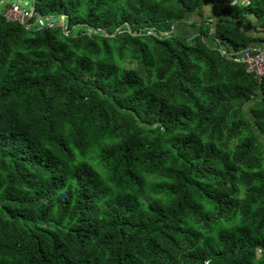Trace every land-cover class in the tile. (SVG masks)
<instances>
[{
	"label": "trees",
	"instance_id": "trees-1",
	"mask_svg": "<svg viewBox=\"0 0 264 264\" xmlns=\"http://www.w3.org/2000/svg\"><path fill=\"white\" fill-rule=\"evenodd\" d=\"M244 51L264 0H0V264H264Z\"/></svg>",
	"mask_w": 264,
	"mask_h": 264
},
{
	"label": "built area",
	"instance_id": "built-area-1",
	"mask_svg": "<svg viewBox=\"0 0 264 264\" xmlns=\"http://www.w3.org/2000/svg\"><path fill=\"white\" fill-rule=\"evenodd\" d=\"M3 15L9 22H19L23 25H28L34 15V8L24 5L21 2L13 1L4 8ZM45 19L38 18L34 23L38 30L53 28L56 25L55 21H46ZM59 24L64 28L66 27L64 20H60ZM235 62L243 63L246 67V71L257 79L264 76V55L261 52L253 53L244 51L235 59Z\"/></svg>",
	"mask_w": 264,
	"mask_h": 264
},
{
	"label": "rangeland",
	"instance_id": "rangeland-1",
	"mask_svg": "<svg viewBox=\"0 0 264 264\" xmlns=\"http://www.w3.org/2000/svg\"><path fill=\"white\" fill-rule=\"evenodd\" d=\"M21 2H23V4L25 3L24 5L28 4V3L24 2V1H21ZM4 6L5 7L7 6V1L4 2L2 8ZM214 10L218 11V9H215V8L212 9L211 7H207L205 9V11L201 15H199L198 17H190V20H196V21H199V22L205 21V20H207V17L214 12ZM55 19L58 21L59 17H57ZM183 30H185V31H183ZM180 32H182V33L186 34L187 36H189L190 35L189 33L194 34L195 31L190 26H182V25H180Z\"/></svg>",
	"mask_w": 264,
	"mask_h": 264
},
{
	"label": "water",
	"instance_id": "water-1",
	"mask_svg": "<svg viewBox=\"0 0 264 264\" xmlns=\"http://www.w3.org/2000/svg\"><path fill=\"white\" fill-rule=\"evenodd\" d=\"M42 19H45V18H42Z\"/></svg>",
	"mask_w": 264,
	"mask_h": 264
}]
</instances>
